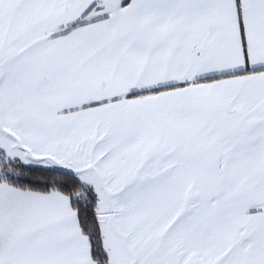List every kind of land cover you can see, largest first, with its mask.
Listing matches in <instances>:
<instances>
[{"label": "snow or ice", "instance_id": "snow-or-ice-1", "mask_svg": "<svg viewBox=\"0 0 264 264\" xmlns=\"http://www.w3.org/2000/svg\"><path fill=\"white\" fill-rule=\"evenodd\" d=\"M0 264H264V0H0Z\"/></svg>", "mask_w": 264, "mask_h": 264}]
</instances>
